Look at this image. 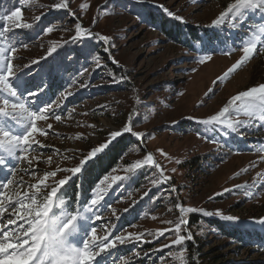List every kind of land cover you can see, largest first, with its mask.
Segmentation results:
<instances>
[{
	"label": "rangeland",
	"instance_id": "obj_1",
	"mask_svg": "<svg viewBox=\"0 0 264 264\" xmlns=\"http://www.w3.org/2000/svg\"><path fill=\"white\" fill-rule=\"evenodd\" d=\"M111 1L68 0L66 9H56L52 5L59 0H0V17L21 8L23 20L32 25L8 34L17 47L13 64L23 81L28 72L26 67L48 55L50 47L55 49L75 35L77 22L92 33L109 37L107 41L92 37L98 41L101 55L72 87L58 96L30 99L34 108L53 101L61 105L54 113L62 117L61 121H56L53 115L46 122H37L40 128L52 125L46 136L37 134L45 147L37 146L29 152L30 158L39 157L33 161L39 172L31 176L22 171L29 168L26 161L11 159L7 167H0V181L14 176L23 178L27 185L35 183L44 171H54L58 166L74 167L92 148L107 142L111 131L122 130L129 124L132 132L144 135L136 137L129 133L135 145L126 153L125 165L119 164L105 176L109 178L102 185L107 189L105 199L86 213L89 219L80 224L82 230L95 227L98 236L107 235L109 229L112 237L127 232L145 233L143 240L148 242L117 245L97 258L99 264H181L178 259L181 249L183 264H264V224L258 222L264 218V175L257 176L264 174V122L257 120L237 132L199 123L217 112L231 96L264 83V53L258 51L227 79L213 84L242 55L241 40L249 26L264 24V13L252 12L235 28L228 22L212 27L211 21L231 0H119L116 5H113L116 1ZM132 2L145 4L167 16L170 11L173 19L182 17L183 20L177 21L212 37L205 43V49L185 48L141 21L139 6ZM81 4L88 7L82 9ZM46 14L54 18L49 26L54 30L34 35L38 30L33 26L38 22L35 18ZM26 33L34 36L24 40ZM205 54L212 58L200 64L198 59ZM100 64L103 65L99 70ZM110 67L118 69L119 75L117 71L110 72ZM209 88L213 92L205 96ZM27 89L34 90L29 83ZM66 93L72 95L63 99ZM231 118L247 119L242 114H233ZM196 127H202L201 131L190 129ZM78 135L82 138H77ZM148 153L161 168L146 165L139 190H132L128 176L136 170L125 169ZM65 156L74 158L64 159ZM48 157H52L51 163ZM11 168H16L14 174L9 171ZM161 170L170 180L164 182ZM65 175L71 174L61 171L55 179ZM113 176L125 179L113 182ZM48 183L53 184L51 178ZM25 185H20V190ZM92 194L93 191L91 198ZM177 202L183 207L203 209L210 215L201 211L184 213L188 223L181 226L180 234L187 235L190 231L194 239L185 240L182 246L166 248L163 246L176 239L175 231L157 237L156 230L174 228L181 215L175 207ZM217 209L220 215L216 214ZM96 215L101 219L91 218ZM194 215L200 218L196 224L189 220ZM122 216L135 221L118 228ZM201 218L239 224L248 230L247 236L241 239L224 236ZM259 234L263 239L255 238ZM187 242L190 249L185 247Z\"/></svg>",
	"mask_w": 264,
	"mask_h": 264
},
{
	"label": "snow or ice",
	"instance_id": "obj_2",
	"mask_svg": "<svg viewBox=\"0 0 264 264\" xmlns=\"http://www.w3.org/2000/svg\"><path fill=\"white\" fill-rule=\"evenodd\" d=\"M52 7L66 9L68 0H59ZM80 7L84 9L88 5L81 4ZM255 11L264 13V0H231L227 7L211 21L210 26L216 27L228 22L231 27L235 28L238 24L242 25L244 19ZM168 15L173 16L174 14L169 11ZM175 18L183 20L179 16H175ZM35 19L39 20L40 17ZM0 21L3 22L0 24V167H7L11 159H21L29 164V168L22 169V171L35 176L39 169L33 166V161H38L39 157L32 156L30 158L29 152L37 146L45 147L37 139V134L46 136L52 128L51 124H47L46 128H40L37 126V122H46L61 105L53 101L52 103H44L42 107L38 108L31 106L29 103L30 99L37 97L39 91L28 90L26 81L21 80V74L13 64L17 47L9 39L8 34L16 28L31 27L32 25L23 20L21 8H16L10 14L0 17ZM53 30L52 27H48L45 32L50 33ZM92 37L105 41L109 39V37L99 33H92L79 22L75 24V36L72 37V40ZM54 50L53 47H50L48 50L49 54ZM240 51L242 55L239 59L222 76L217 77L213 84L227 79L258 51L264 53V24L256 28L249 26L245 38L241 40ZM225 54L228 55L230 52ZM211 58V55L205 54L199 57L198 62L203 64L211 60ZM38 62V60H34L32 63ZM212 92L213 88H209L204 95L207 96ZM69 95H72V93L64 94L63 99H66ZM233 114L237 116L242 114L247 119L234 120L231 118ZM54 119L61 121L62 117L54 115ZM257 120L264 122V83L247 88L231 96L227 103L217 112L199 120V123L221 126L231 132H237ZM123 133H132L136 137H143L144 135L143 133L132 132L131 126L126 124L122 130L111 131L107 142L92 148L87 155L79 160V164L74 167L60 168L58 166L54 171H44L43 175L37 178L35 183L27 185H25L23 178L16 179L14 176L13 178H5L0 181V264H99L97 258L101 254L115 249L117 245H123L131 241L148 242L143 240L145 233L127 232L126 234L112 237L111 229L108 230L107 235L103 236L97 235L95 227L82 230L80 221L89 219L85 214L92 212L105 199L107 189L102 185L109 179L108 177H105L103 181L96 185L92 198L88 204L83 206V211L72 209L71 201L65 200L61 194L62 187L73 176L81 173L89 161ZM77 138L82 137L78 135ZM159 151L164 154L162 150ZM73 158L70 156L64 157V159ZM51 160L52 157H48L49 163H51ZM145 165L154 166L157 169L161 168L160 164L154 160L153 155L148 153L142 160L133 162L125 170L134 172ZM9 171L14 174L16 168H11ZM61 171L71 175H65L58 180L55 179L57 173ZM173 171L175 170L173 169ZM160 175L163 177L164 182L170 180V177L164 176L162 170ZM261 175L264 174L257 173V176ZM50 178L53 181L52 185L48 183ZM122 179H125V177H111L113 182ZM20 185H25L24 190H20ZM108 187H111V185H108ZM45 189L50 190L45 192ZM224 191H229V189H224ZM79 195L77 193L78 198ZM175 207L179 209L181 215L174 228L156 230L157 237L164 235L165 232L175 231L176 239L171 241L169 245L163 246L166 248L182 246L185 240L194 239L190 231L187 235L180 234L181 226L188 223L184 218V213L201 211L204 215H210L203 209L183 207L179 202L176 203ZM113 214H115V210H113ZM216 214L220 215L219 209L216 210ZM91 218L95 220L101 219L98 215ZM222 218L228 220L236 219L234 217ZM258 222L264 224V218H261ZM167 223L172 222L168 221ZM112 228H115V225H112ZM178 259L183 264L185 259L183 249H181Z\"/></svg>",
	"mask_w": 264,
	"mask_h": 264
},
{
	"label": "trees",
	"instance_id": "obj_3",
	"mask_svg": "<svg viewBox=\"0 0 264 264\" xmlns=\"http://www.w3.org/2000/svg\"><path fill=\"white\" fill-rule=\"evenodd\" d=\"M116 5L119 0H112ZM110 2V3H111ZM133 5H138L132 2ZM138 10L141 21L148 25L156 27L161 32L167 34L171 39L177 43L183 45L185 48L198 50V47L205 49V43L211 35L206 32H200L196 30V27L182 24L179 21L173 19L166 14L159 13L154 8L146 6L145 4H139ZM58 14L55 13L56 16ZM165 17H162V15ZM54 18L51 14H46L41 17L38 22L33 26L38 30L37 33L44 31L47 27L53 23ZM33 34L26 33L24 40L32 38ZM33 35V36H34ZM75 36V35H74ZM100 45L94 38H84L72 40L69 39L63 44L55 48L53 52L45 57L38 59V63H33L31 66L26 67L25 74L26 83L30 84L34 88L33 91H39V95L35 98L45 99L47 96H58L63 94L67 88L72 87L79 81L80 75L85 71L92 61L99 59L101 55ZM102 59V58H101ZM103 64L97 66L100 70ZM113 71L119 75L118 69L110 67V72ZM32 103V102H31ZM190 126V124H189ZM193 127V124H191ZM200 128H190L194 131H201ZM134 137L129 133H124L120 137H117L112 143L108 145L101 153L97 154L95 158L89 161L83 168L82 172L76 177H73L65 184L61 189V194L65 200L71 201V208H82L91 198V192L95 189L96 185L104 178L110 171L115 169L119 164L125 165L126 153L133 147ZM136 170L129 178L131 179V188L139 190L140 183L144 176V169ZM79 193V198L77 197ZM142 203V202H140ZM191 223L196 224L200 218L195 215L190 216ZM202 222L208 224L210 227L215 228L224 236L242 238L247 236L248 230L236 223H225L219 219H202ZM133 220H126L125 217H120L118 228H123L131 225ZM259 235H255L256 239H263ZM186 249H190V243L185 244Z\"/></svg>",
	"mask_w": 264,
	"mask_h": 264
}]
</instances>
